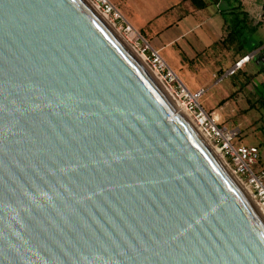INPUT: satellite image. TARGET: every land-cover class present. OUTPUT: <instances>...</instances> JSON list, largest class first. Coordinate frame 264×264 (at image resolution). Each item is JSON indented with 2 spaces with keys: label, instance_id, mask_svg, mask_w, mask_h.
Here are the masks:
<instances>
[{
  "label": "water",
  "instance_id": "95a60500",
  "mask_svg": "<svg viewBox=\"0 0 264 264\" xmlns=\"http://www.w3.org/2000/svg\"><path fill=\"white\" fill-rule=\"evenodd\" d=\"M228 167L92 0H0V264H264Z\"/></svg>",
  "mask_w": 264,
  "mask_h": 264
},
{
  "label": "rangeland",
  "instance_id": "374dc122",
  "mask_svg": "<svg viewBox=\"0 0 264 264\" xmlns=\"http://www.w3.org/2000/svg\"><path fill=\"white\" fill-rule=\"evenodd\" d=\"M113 2L117 8H119L121 13H123V16L119 20L111 21L119 31H121L128 43H130L138 52L139 49L141 50L143 46L148 44L150 36L146 30H142L141 24H137L136 22H149L151 23L150 26L153 30L160 31L169 25L170 21L174 19L175 16L187 13V11L190 10V7H188L190 6L189 4H179L178 0H113ZM123 3L128 6V11H132V15L122 12ZM249 5L251 12L256 15L258 11H262L263 0H249ZM209 6L210 10L218 9L214 3ZM263 13L264 10L262 11V14ZM196 18L197 17L192 15L190 20ZM260 18L256 20L258 21ZM193 25L194 22L189 25V28H193ZM198 32L197 29H195L194 32H191L184 40V46H187L188 43L186 42H189L191 46L193 45L195 48L199 49L201 43L200 40L197 39ZM259 38L264 39V28H259L255 31L253 39L256 40ZM233 44H235V42L230 43V45ZM237 44L239 47L240 45L238 42ZM209 52L208 55L206 54L205 56L203 55L196 58L195 62L192 64L188 62L185 70L182 72L178 71L177 74L167 63L175 73L177 79L175 83L171 84L173 90L170 89L182 105L181 102H183V99L180 98V91L178 89L180 85L188 87L190 86L189 81L192 79L198 87H202L198 90L202 91V94L198 97L200 105L215 120L224 122L222 123L226 124L224 126L228 125L229 127H232V125H240V130L242 131L241 140H239L240 143L258 145L261 151V162L259 165H264V107H260L258 103L254 106V102H256L262 95V92H264L262 84H258L259 91L251 92L249 94V103L246 97H239L238 105L235 103V99L229 101V96L233 95V92L237 88L244 85L245 72L255 68L256 64L251 62L242 70H238L235 74H226L228 70L235 65L231 62L228 54L226 52H220V49L217 47L209 50ZM160 54L162 56V53ZM238 57H241V55ZM221 67L224 69V72H218V69ZM184 73L187 76H185ZM221 76L223 79L218 81ZM262 77L263 76H259L260 79H262ZM167 85L169 86V83H167ZM192 90L194 91L193 94L197 93L196 87H193ZM227 97L229 98L227 99ZM232 97H234V95ZM224 99L225 102L220 105V102ZM239 109L242 110L240 111ZM221 157L223 156L221 155Z\"/></svg>",
  "mask_w": 264,
  "mask_h": 264
},
{
  "label": "crops",
  "instance_id": "0c3cea01",
  "mask_svg": "<svg viewBox=\"0 0 264 264\" xmlns=\"http://www.w3.org/2000/svg\"><path fill=\"white\" fill-rule=\"evenodd\" d=\"M205 1L209 2L210 3L209 5H211L212 3L216 4L218 9L210 10V6L203 9H197L190 0H178L179 4L180 3L189 4L190 6L188 7H190V10L187 11V13L179 14L175 16L174 19L170 21L169 25H167L164 29L160 31L153 30L150 26L151 23L149 22L147 23L146 21H143L141 23L138 22L136 23L141 24L142 30L147 31V33L150 36V40H148L147 38L148 43L153 48L159 50L160 53H162V56L176 74L178 71L180 72L184 71L186 64L188 62L192 64L199 56H203V55L205 56L206 54L208 55L210 53L209 50L213 49L214 47L219 48L220 52H226L231 62H233L234 64H236V62L241 58L253 54L251 59L247 60L238 70H242L247 64L251 62H254L256 64V67L245 72L244 85L240 86V88H237L233 92L234 97H232L233 95L229 96L230 97L229 101L235 99L236 100L235 103H237V105H238L239 97L240 98L246 97L249 103V94L251 92L260 90L258 88V84H262V86L264 85V60L260 59L261 54L264 53V44L258 49H254L252 52L249 53L250 47H253L255 44H258L260 41L264 43L263 38L254 40L253 35L255 31L249 29V24L250 26L254 25L257 22L256 19H259L261 17L262 11L264 10V0L262 5V11H258L256 15L252 13L251 9L249 8L250 6L249 0H205ZM239 5H240V9L232 11V8L237 7ZM127 7L128 6L126 4L124 5L123 3L124 11L121 9L122 12L128 15L129 14L132 15V11H128ZM244 11L248 12V16H245L243 14ZM121 14L123 15V13ZM192 15H194L197 18L194 20H190ZM239 20L243 22L240 25V29L243 30L242 39L245 40L244 45L242 46V48L238 47L236 41H234L235 44L233 45L230 44L224 45L222 41L227 35L230 26L233 24L235 25ZM192 22H194L193 28H189V25ZM243 25L245 26V28L243 27ZM259 28L263 29L264 25L259 26ZM195 29L199 31L197 34V39H199L201 43L199 49L195 48L193 45L191 46L189 42H186L188 44L187 46L186 45L184 46V40L186 39L187 36L190 35L191 32H194ZM239 55H241V57H238ZM255 59H257L256 60L257 62L254 61ZM232 68H230L228 72ZM218 70H219L218 72L221 71L224 72V69H222V67ZM228 72L226 74H228ZM185 76L187 75L185 74ZM259 76H263L262 79H260ZM222 79L223 77L221 76L218 81H221ZM189 84L190 86H188L187 88L192 93H194V91L192 90L193 87L197 88L196 92H198V90L202 88V87H198V85L192 79H190ZM229 97H227V99ZM224 102L225 99L220 102V105L223 104ZM239 110L241 111L242 109ZM217 122L220 124L224 123L220 120H218ZM222 125H226V124H222ZM232 127L240 128V125H236V126L232 125Z\"/></svg>",
  "mask_w": 264,
  "mask_h": 264
},
{
  "label": "built area",
  "instance_id": "2783aa9c",
  "mask_svg": "<svg viewBox=\"0 0 264 264\" xmlns=\"http://www.w3.org/2000/svg\"><path fill=\"white\" fill-rule=\"evenodd\" d=\"M92 1L112 21L119 20L123 16L113 0ZM139 53L145 57V61L149 67L166 84L169 83L170 88L173 90L171 84L176 82V75L161 56L159 50L153 48L148 43L141 50L139 49ZM249 58L250 56H245L238 60L228 74L236 73ZM183 86L180 85L178 89L180 91L179 96L183 99L182 106L184 109L204 137L219 150L226 164L237 178L251 191L255 200L264 207V166L259 165L261 158L260 148L257 145L240 143L239 140L242 133L240 128L224 126L218 123L200 105L198 97L202 94V91L193 94L187 87Z\"/></svg>",
  "mask_w": 264,
  "mask_h": 264
},
{
  "label": "trees",
  "instance_id": "16d2710c",
  "mask_svg": "<svg viewBox=\"0 0 264 264\" xmlns=\"http://www.w3.org/2000/svg\"><path fill=\"white\" fill-rule=\"evenodd\" d=\"M193 5L197 8V9H203L209 6V2L205 1V0H190ZM240 9V5L237 7L232 8V11L234 10H238ZM224 14V12H223ZM243 14L245 16H248V12H243ZM241 23H243L241 20H239L235 25H231L230 29L227 32V35L225 36V38L223 39L222 43L224 45H229L230 43L236 41L239 43V47L242 48V46L244 45L245 40L242 39V32L243 30L240 29V25ZM250 23V22H249ZM245 24V23H244ZM237 25V27H236ZM246 25V24H245ZM264 25V13L262 14V17L260 18V20H258L254 25L250 26L249 24V29H252L253 31H256L259 26ZM243 27L245 28V26L243 25ZM264 43L262 41H260L258 44H255L253 47L249 48V53L252 52L254 49H258L259 47H261ZM261 71V70H260ZM264 87V85H263ZM254 106L258 103L260 107H264V92L262 93V95L257 99L256 102H254ZM241 138V137H240ZM258 146V145H257ZM259 147V146H258ZM260 148V147H259ZM260 162H261V158H260ZM264 166V165H261Z\"/></svg>",
  "mask_w": 264,
  "mask_h": 264
},
{
  "label": "bare ground",
  "instance_id": "6f19581e",
  "mask_svg": "<svg viewBox=\"0 0 264 264\" xmlns=\"http://www.w3.org/2000/svg\"><path fill=\"white\" fill-rule=\"evenodd\" d=\"M97 6V5H96ZM98 7V6H97ZM105 17L110 21V23L115 27V29L119 32V34L124 38V40L128 43V41H127V39L124 37V35L121 33V31H119V29L114 25V23L109 19V17H107L106 15H105ZM130 46H131V44L130 43H128ZM141 57H142V59L145 61V57L142 55V54H140L133 46H131ZM247 60V59H246ZM245 60V61H246ZM146 62V61H145ZM154 73L159 77V79L165 84V86L173 93V91L170 89V87L161 79V77L154 71ZM182 103V102H181ZM208 141V140H207ZM209 143H210V145L213 147V149L216 151V153L219 155V157L223 160V162L226 164V162H225V159L223 158V157H221V155H220V153H219V151H218V149L214 146V145H212V143L210 142V141H208ZM226 166H228L227 164H226ZM229 168V167H228ZM229 170H230V168H229ZM231 172H232V174H234L233 173V171L232 170H230ZM235 177H236V179L240 182V184L243 186V188L246 190V192L249 194V196L253 199V201L256 203V205L260 208V210L262 211V213L264 214V207L261 205V204H259V202L258 201H256L255 200V198L252 196V194H251V191L244 185V184H242V182L237 178V176L236 175H234Z\"/></svg>",
  "mask_w": 264,
  "mask_h": 264
},
{
  "label": "flooded vegetation",
  "instance_id": "af4514ba",
  "mask_svg": "<svg viewBox=\"0 0 264 264\" xmlns=\"http://www.w3.org/2000/svg\"><path fill=\"white\" fill-rule=\"evenodd\" d=\"M250 59H251V57L249 58V60H250ZM260 59H261V60H264V53L261 54ZM256 60H257V59H255L254 61L257 62Z\"/></svg>",
  "mask_w": 264,
  "mask_h": 264
}]
</instances>
